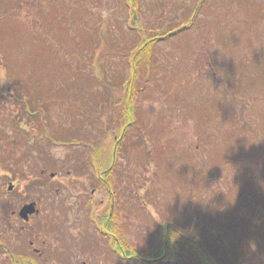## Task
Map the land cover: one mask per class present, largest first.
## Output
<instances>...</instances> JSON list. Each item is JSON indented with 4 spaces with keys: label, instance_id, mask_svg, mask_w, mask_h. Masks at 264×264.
<instances>
[{
    "label": "rangeland",
    "instance_id": "1",
    "mask_svg": "<svg viewBox=\"0 0 264 264\" xmlns=\"http://www.w3.org/2000/svg\"><path fill=\"white\" fill-rule=\"evenodd\" d=\"M128 1L0 0V169L15 167L20 185L54 173L57 185L77 178L88 187L92 164L114 163L131 193L100 228L118 226L125 248L160 251L172 223L219 264H264V0H136V23ZM188 26L158 45L128 133L138 145L113 156L126 94L115 85L130 78L133 49ZM28 91L41 113L21 112L14 97L31 103ZM38 185L26 198L43 195ZM68 196L78 195L54 197L34 226L49 239L65 231L72 246L62 264H111L92 221L61 215L80 204ZM9 216L0 225L18 229ZM176 246L166 264H196L179 237Z\"/></svg>",
    "mask_w": 264,
    "mask_h": 264
},
{
    "label": "flooded vegetation",
    "instance_id": "2",
    "mask_svg": "<svg viewBox=\"0 0 264 264\" xmlns=\"http://www.w3.org/2000/svg\"><path fill=\"white\" fill-rule=\"evenodd\" d=\"M4 132H0V136L6 138L7 134ZM115 166L116 164L114 163L108 166L107 170L100 173L99 178H94V184L88 187L83 183V180L77 178H68L65 181H60V185H57L55 183L57 174L55 175L54 173L51 176V180L41 181V179H36L39 181L31 180L30 182H24V185H20L16 177L18 170L15 167L10 169L7 167L1 168L0 178L4 185L7 186V189L0 194V215H10L8 218L9 223H12L13 219H15L18 229L0 225V264H62L60 261L67 258V248L72 246H68L66 243L65 231L58 238L56 236V239H49L33 223L40 215H48L50 206L56 207L52 199L62 195L66 189L70 190L71 195H75L77 192L78 196H68V198L79 199L80 204L76 206V209L67 205L64 208L62 205L61 215H78L83 224L84 221L90 223L89 221L93 219V228L97 231L101 227L100 222L103 225L112 222L115 215L119 214L118 209L120 207L127 209V195L131 193L129 183L125 182V180L116 179ZM40 173L44 176L46 169H42ZM71 174L72 172L69 171L68 177ZM42 176L39 175V178H42ZM29 183H31V187H34V184H39L36 187L41 189L43 195L38 198H26L30 188L28 186ZM70 186L73 190H71ZM48 201L51 202V205ZM32 203L35 204L37 212L30 216L28 221H24L19 216L21 209ZM45 205H47L46 210L44 209ZM84 228L86 229V226ZM90 248H92V252L95 251L94 245H91ZM113 250L116 251L115 247H113ZM74 263L78 264L79 262L73 261ZM82 263L86 264L85 261Z\"/></svg>",
    "mask_w": 264,
    "mask_h": 264
},
{
    "label": "trees",
    "instance_id": "3",
    "mask_svg": "<svg viewBox=\"0 0 264 264\" xmlns=\"http://www.w3.org/2000/svg\"><path fill=\"white\" fill-rule=\"evenodd\" d=\"M202 1V0H200ZM199 1V2H200ZM204 1V0H203ZM129 6L131 7L132 14H133V20L135 21L139 19L140 15V9L136 2V0H129L128 1ZM198 10V8H197ZM196 10V11H197ZM195 11V12H196ZM4 15L2 18L7 17ZM192 21H189V25L191 26ZM184 26V25H183ZM190 27H183L179 29H174L166 32L165 34L159 35L156 34L151 37H144L146 34L141 31L143 42L140 43L136 48L133 49L130 60H129V67H130V78L128 80L121 79L116 85L115 90L120 91L119 87L122 86L123 91H125V96L122 98L123 104L122 105H116L121 106V111L118 115H116V125L119 128L118 134L116 137V140L114 142L116 151L112 152L113 156L118 157L122 151H119L120 148H122L123 144L128 145L129 142L132 141L131 146L136 147L138 145L139 140H134L133 136H129V131L133 128V126L138 125L137 115H136V105L138 104V101L140 100L141 92L144 91L146 88L147 83L150 80V72L153 67V57L155 56V51H157V47L162 42H168L171 39H176V36H181L186 30H188ZM146 72V74H144ZM29 90V89H28ZM31 91H28L26 94V97H29L31 100V103H29L24 96L20 97H14L17 100V103L19 107L21 108V112H24V109L26 111H32L34 113H39L40 110L38 108H35L32 100V96L30 94ZM23 109V111H22ZM41 113V112H40ZM45 131V132H44ZM44 135H48L49 128L43 129ZM66 139L60 138V142H64ZM136 144V146L134 145ZM150 153H148L147 156H149ZM110 159V158H109ZM93 168L96 172L95 177L98 175L97 178H99V174L107 170V163L104 164V162L98 161V163L92 164ZM106 165V166H105ZM40 176L41 173H40ZM80 176V175H77ZM43 177V176H42ZM116 187V186H115ZM116 219V215L114 217ZM172 224V223H171ZM117 225V224H116ZM173 227H170L169 223H166L164 227L161 229V236L162 237V248L160 251H147L138 248L133 243V247L125 248L122 244L125 241V233L121 232L114 224L108 225L105 229H103L101 234L106 237L105 243H110L115 246L117 249L115 253V259L113 258H107V262H112V264H126L127 261L133 260V262H137L138 264H166V259H170L174 257L176 251H178L177 245V239L179 237L180 244L184 246L186 249H190L191 252H193L197 256L196 264H219L214 257L209 258L206 251L202 247V243L200 240L196 239L194 243L190 238H188L182 231H176L177 227L175 225H172ZM165 228V229H164ZM181 230V229H179ZM181 232V233H180ZM115 233V235L119 238L113 240L112 237H110L112 234ZM115 238V237H114ZM122 240H121V239ZM109 240H112L109 241ZM130 243V242H129ZM121 246V247H119ZM180 247V245H179ZM119 248V249H118ZM111 250V249H110ZM181 251V248H180ZM109 253H111L108 250ZM183 252V251H182ZM221 258V256H220ZM222 259V258H221ZM115 260V262L113 261ZM120 260V261H119ZM103 260H101L102 262ZM126 262V263H125Z\"/></svg>",
    "mask_w": 264,
    "mask_h": 264
},
{
    "label": "water",
    "instance_id": "4",
    "mask_svg": "<svg viewBox=\"0 0 264 264\" xmlns=\"http://www.w3.org/2000/svg\"><path fill=\"white\" fill-rule=\"evenodd\" d=\"M37 212L36 208H35V204H29V205H26L22 208L21 210V217L25 220H28L29 219V216L31 214H35Z\"/></svg>",
    "mask_w": 264,
    "mask_h": 264
}]
</instances>
